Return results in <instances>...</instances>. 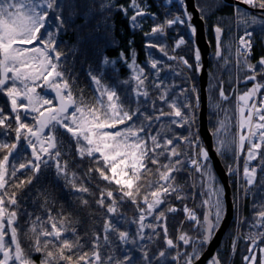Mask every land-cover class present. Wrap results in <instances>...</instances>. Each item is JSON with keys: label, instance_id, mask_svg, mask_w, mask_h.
Here are the masks:
<instances>
[{"label": "snow or ice", "instance_id": "1", "mask_svg": "<svg viewBox=\"0 0 264 264\" xmlns=\"http://www.w3.org/2000/svg\"><path fill=\"white\" fill-rule=\"evenodd\" d=\"M177 2L183 15L168 12L165 20L156 23L146 35L165 37L169 28L187 26L193 63H189L184 56L175 55L177 49L189 46V41L183 37H179L172 45V55L165 50L167 46L160 43H150L147 47L159 48L168 59L200 73L203 64L195 40L197 29L191 23L192 14L188 12L185 0ZM240 2L261 10L257 17L249 15L247 11L241 12L239 7L234 8L237 22L245 27L244 35L239 38L236 63L250 73L244 77L245 81L254 83L236 97L237 132L233 134L232 115L229 109L221 107V102L228 101L230 97L224 92L223 81H219V102L215 104L214 112L221 118H218L216 129L210 134L215 138L214 151L218 156L233 154L234 163L228 166L227 174L244 181L247 187H242V191L247 195L248 189L256 183L258 168L264 172V154L261 152L264 149V94L261 93L264 83L257 80L258 75H264V57L258 61L259 68L250 62L253 32L248 31L249 27L255 25L264 31V0ZM165 3L171 5L173 0H165ZM197 8L203 20L202 10L199 6ZM113 9L124 15H128L131 9L133 14L129 20L133 28L139 27L145 16H151L154 22L156 20L155 14L144 7L142 0H128L127 7L117 6L113 0H0V95L6 97L9 103L8 113L0 107V152L4 153L0 156V264H34L20 241L17 221L21 204L17 194L47 170L52 169L56 178L63 180L65 187L70 188L74 198L79 200L81 210L89 216L92 214L85 194H94L83 180L77 184L80 177L69 170V161L63 159L69 152L63 141L58 139V132L69 136L82 163L87 159L90 166L85 176L91 180V173L95 171L99 179L115 187V192L111 188L99 189L95 204L107 215L104 217L102 236L93 234L90 256L87 252L81 254L84 247L81 237L75 227H70L72 221L62 212L57 214V219L51 214V209H47L45 219L37 216L34 220L31 214L25 213L30 219L25 235L31 232L34 236L31 248L35 252L45 253L41 264H51L57 259L52 251H47L50 244L56 248L58 260L64 264H135L131 250L124 253L123 259L109 255L102 260L101 239L105 246H110V236H114L125 247L135 245L141 249L143 264H169V258L171 264H181V258L182 264H196L226 215L223 186L211 167L209 151L203 146L199 129L193 130L196 123L194 109L199 104V95L194 86L190 90L196 100L195 106L187 98L179 104L176 100L170 101L168 89H161L156 99L169 109L165 112L163 107H157L156 100L150 99L145 85L147 76L144 68L137 65L135 54L131 63H128L121 53L120 59L132 75L130 81L120 83H131L130 100L134 107L121 101L114 86L103 83L106 69L116 70L115 61L104 55L100 57L98 70L90 65L87 68V75L97 94L95 104L86 102L82 94L79 97L74 95L72 83L75 77L66 64L70 59L74 60L79 50L75 46L71 47L69 51L72 55L69 57L59 49L57 41L80 17L85 23L77 27L87 31L81 43L93 41L102 29L103 38L110 43L107 32L111 28ZM90 23L93 26L89 29ZM213 31L217 44L214 56L219 60L223 54V28L216 25ZM159 63L152 60L150 64L157 76L161 70L158 68ZM152 86L160 88L155 82ZM38 89L51 90L54 97L47 98ZM53 99L57 101L56 105H53ZM142 102L149 105L151 114L149 110H141ZM154 127L155 133L152 131ZM175 128H184L188 134H177ZM11 133H14V139L8 142L6 137ZM22 139L28 151L18 152ZM240 155L245 156L242 176ZM254 160H259V164L252 165ZM149 165L155 167L157 179L144 185L140 181L152 173ZM181 172L188 174L189 187L193 189L190 194L184 191L183 185L176 183V175ZM142 188H146L143 194ZM197 189L200 196L197 207L203 209L202 217L195 207L189 208L187 203H182L179 209L170 203V198L181 202L195 200ZM125 202H131L137 210L136 218L131 221L136 224L135 235L127 230L121 231L118 227L127 219L118 212L119 205ZM177 211L184 213L193 234L178 228L174 241L168 232L167 214ZM46 224L50 225V230L45 227ZM249 227L258 231H250L244 236L246 241L251 242L248 251L252 253L246 255L244 260L246 264H256L254 249L260 240H264V209L258 211ZM146 229L151 233L148 236L145 235ZM157 229L163 232L166 250L174 251L175 255H166V250H160L149 257L148 252L143 250L145 241L151 242L160 235ZM232 247L234 251L235 238ZM260 252L264 253V248H260ZM209 264H222L218 253L213 255ZM260 264H264V258Z\"/></svg>", "mask_w": 264, "mask_h": 264}, {"label": "trees", "instance_id": "2", "mask_svg": "<svg viewBox=\"0 0 264 264\" xmlns=\"http://www.w3.org/2000/svg\"><path fill=\"white\" fill-rule=\"evenodd\" d=\"M164 6L167 12H171L172 14H180L181 10L178 6V3L175 2L172 5H167L165 0H156ZM113 2L117 5H123L125 7L128 6V0H113ZM144 7L149 5L147 10L154 13L156 16V20L154 22L151 16H145L140 26L137 28H133L130 26L129 17L133 14L131 9H129L128 15H124L121 11L113 9L111 12V28L107 32L108 40H105L104 30L102 29L99 34L95 35V39L88 43H81L84 39V36L87 35V31L83 28H79L77 26L83 25L85 21L77 17L75 20V24L67 31V33L60 35L57 44L59 49L71 57V52L69 49L75 46L79 51L77 52L74 60L70 59L66 64V67L70 69L72 76L75 77V82L72 83L71 78H69V82L72 83V90L74 95L79 97L81 94L83 95L86 102L89 104H95L96 92L94 91V86L90 81L87 75V68L90 65L93 69L99 68L100 57L101 55L107 56L110 60L115 61V71H111V69H106V74L103 78V83L108 86H114L116 88L117 93L120 95L121 101H123L126 105H131L134 107L135 105L131 104L130 95H131V83L123 84L120 83L122 81H130L131 79V71L126 66V64L120 59L121 53L124 54V57L127 58L128 63H131L133 58V53L135 54V60L137 65L144 68L145 75L147 76V80L145 81V85L150 94V99L156 100L157 107H163L164 111L167 112L169 109L164 106L159 100H157V96L161 89H168V99L176 100L179 104L184 101L186 98L189 103L192 105H196V100L194 94L190 90L193 86L197 89L198 95L200 94V85H199V73H197L194 69L188 70L184 68L182 65H178L176 61L168 59L164 53H162L159 48H151L147 47L150 43H160L166 45V51L169 55H172V45L179 38L183 37L185 40L189 41V46H182L180 49H177L175 55L184 56L188 59L189 63H193V55L191 51V40L189 36L188 27L185 25H175L173 28H169L167 30L168 37H159V36H148L146 33H150L152 27L155 26L156 23H160L163 18L160 11L157 10L156 5L153 1L150 0H142ZM197 4L199 9L206 10L207 17L204 20L207 21V31H208V39L211 42L212 46V55H211V66L209 74L211 77V84L209 81L208 95H209V117H210V127L212 131H215L218 116L214 112V104L219 102L218 97V88L220 87L219 81H223V89L226 95L230 98L226 102H221L222 108L229 109V113L233 108L232 112V127L231 132L234 134L237 132V128L235 125V108H234V99L241 92V90L245 87L242 83L244 77L247 73H243L241 78H238L236 83L232 81V66L228 65L225 62V58L229 54V43L233 45L235 41V24L237 23V16L234 14L235 6L226 4L223 0H197ZM216 5H219L216 9ZM238 7V6H237ZM241 12L247 11L249 15L259 17L261 13H254L250 10H246L245 8L239 7ZM51 15V14H50ZM140 18H138L139 20ZM216 24L223 28V34L221 36V41H225V47L222 46V58L219 60L215 58L214 54L217 49L216 38L214 31L212 30V26ZM92 24H89V29L92 28ZM43 32V29L41 30ZM245 31L244 25L241 24L240 28L237 30L236 34H242ZM248 31H252V40H253V52L250 56V62L252 64L257 65L259 68L258 61L261 57H264V31H262L259 25L251 26L248 28ZM79 36V39H78ZM61 41L63 43H61ZM236 43V42H235ZM233 47V46H232ZM231 47V49H232ZM235 47V46H234ZM152 60L159 61L158 68L159 71L158 76L155 75V70L151 69L150 64ZM74 65V66H73ZM195 68V65H194ZM250 74V73H248ZM218 78V84L216 90H213L212 84H214L215 79ZM257 80L259 82H264V75H258ZM153 82L158 83L160 85L159 89L154 88ZM252 82L250 84L252 85ZM184 90V91H182ZM0 107H3L5 112H9V103L3 95H0ZM142 111L149 110V105L144 104L142 102ZM184 110V109H182ZM196 111V123L193 125V130L199 129V110H200V98L199 104L194 109ZM10 114V113H9ZM149 114L150 110H149ZM221 118V117H220ZM135 119V117H134ZM12 127H15V124H12ZM153 133H155L156 128L152 129ZM174 131L180 135H187V130L184 128H175ZM171 135V134H169ZM57 137L59 140L63 141L64 147L68 150L69 155L63 156V159L69 161V170L74 171L80 177V180H77V184L83 180L85 186L89 187L90 191L94 194L93 196H88L85 194V198L89 200L91 205V216L88 215L87 212L81 210L79 208V200H76L71 193L70 188H66L63 180H58L54 175L52 169L47 170L42 175H40L37 179L33 180L31 185H27L22 190L18 191L17 199L20 201L21 208L19 214L20 225H19V234L20 241L25 251L31 255L36 254L37 256V264H41L42 260L45 257L44 252H35L31 248V244L33 243L34 236L31 232H28L27 236L25 235L26 230L29 228L30 219L27 214H31V219L34 220L35 217L39 216L42 219H45L47 216V209H51V214L59 219L58 213H63L68 216V219L72 221L70 227H75L77 233L81 237V243L84 247L81 249V254L87 252L89 256L91 255L93 249L91 245V240L94 233L101 234L103 232L104 226V217L107 213L96 206L95 200L99 198V189L100 188H111L115 192V187L112 185H108L106 182L99 179L98 174L93 171L91 173V180L85 176V172L90 166L87 162V159L82 163L76 155L75 145L70 140L69 136L63 135L60 132L57 133ZM14 139V133H11L6 140L8 142H12ZM202 140V139H201ZM204 146V145H203ZM183 146H181V150ZM18 152L27 151L25 147V142L23 139L20 142V146L17 149ZM262 154H264V149L261 150ZM4 153L0 152V156H3ZM221 157V156H220ZM242 160V155L239 157ZM10 157V161H11ZM163 160V158H161ZM226 168H228V159H225L224 156L221 157ZM79 165V166H78ZM152 168V173L148 174L145 177H142L140 183L147 185L148 181H155L157 176L155 175V167L149 165ZM211 167L213 169V164L211 161ZM214 173L215 170L213 169ZM19 175V173H18ZM216 175V173H215ZM217 177V176H216ZM176 183L184 186V191L187 193H191L193 189L189 187L190 181L188 178V174L186 172H181L176 175ZM99 185V188L97 187ZM232 188L234 191V199L236 192V182L232 181ZM146 190V188L141 189V193ZM251 194L246 199V207L244 209V213L242 215V220L244 223L243 231L244 236L250 231H258L255 228H250L249 225L253 222L258 211L264 209V172L259 173L258 181L254 187L250 188ZM15 191V189H13ZM118 199V197H117ZM200 201V196L198 194L195 200L187 199L186 201H177L174 198H170V203L177 207L178 209L182 207V203H187L189 208H196L198 215L203 216V209L197 207ZM163 207V205L161 206ZM118 212L127 217L126 221L118 225L121 231H129L131 235H135L136 224L131 223L137 216V210L135 206L131 202H125L118 207ZM71 213V215H68ZM167 226L170 237L175 241L177 236V229L179 228L181 231H187L190 235L193 234L192 227L189 222L185 220L184 213L182 211H177L174 214H167ZM181 222H183L181 226ZM236 222V221H235ZM234 222L233 228L229 230L227 236L222 244V247L218 250L219 259L222 261V264H227L229 259L231 258V253L233 252V241L234 238L236 240L237 232L236 223ZM59 226V225H58ZM46 228L50 230V225L46 224ZM160 232L158 237H155L151 242L145 241L143 250L148 252L149 257L153 256L160 250H166L164 244V235L160 229H157ZM150 230H145V235H150ZM244 236L241 238L239 242V246L236 250V257L233 261L229 262V264H246L244 257L249 251V247L251 244H245L246 241ZM111 245L105 246L103 243V239H101V247H100V255L102 260L107 256L111 255L118 259H123L124 253L126 251L131 250V256L133 260H135V264H143V261L140 259L141 249L136 248L135 245H128L127 247L120 244L119 241L116 240L114 236H110ZM248 242V241H246ZM244 243V246L242 247ZM41 244H43V239L41 240ZM264 247V240H260L258 245ZM206 247L203 249L205 251ZM47 251H52L53 255L57 257L56 260L52 261L51 264H64V262L58 260V252L56 248L51 244L48 246ZM190 251V248H189ZM202 252V253H203ZM171 253V255H175V252L168 249L166 250V255ZM68 254L67 252L65 253ZM76 257H73L75 260ZM183 262V258H181V264ZM154 264H158V262H154ZM169 264H171V259L169 258Z\"/></svg>", "mask_w": 264, "mask_h": 264}, {"label": "water", "instance_id": "3", "mask_svg": "<svg viewBox=\"0 0 264 264\" xmlns=\"http://www.w3.org/2000/svg\"><path fill=\"white\" fill-rule=\"evenodd\" d=\"M226 4L233 5L235 7L239 6L250 10L254 13H261V10H256L250 6L244 5L240 0H223ZM188 12L192 14V24L196 27V43L198 44L202 57L203 71L199 74V85H200V111H199V132L200 137L203 139L204 147L208 149L209 155L213 164V169L215 170L219 181H221L225 195L224 200L226 202V215L221 222L220 227L216 231L215 236L211 242L207 245L205 251L202 253L201 258L196 262V264H208L213 258L215 253L222 247V244L227 236V233L233 226V222L236 219V202H234V191L232 188V176L227 174V168L220 156L214 151L215 148V138L210 134L212 129L210 127V117H209V80H210V66H211V55L212 46L208 39L207 31V21L201 19V12L198 11L197 0H185ZM50 91V94L54 97V93ZM57 104V101L54 99Z\"/></svg>", "mask_w": 264, "mask_h": 264}, {"label": "rangeland", "instance_id": "4", "mask_svg": "<svg viewBox=\"0 0 264 264\" xmlns=\"http://www.w3.org/2000/svg\"><path fill=\"white\" fill-rule=\"evenodd\" d=\"M175 2H177V0H173V3H175ZM172 3V4H173ZM177 3H179V2H177ZM171 4V5H172ZM180 4V3H179ZM219 5H216V7H215V9L218 7ZM203 16H204V18H206L207 17V13H206V10L204 9L203 10ZM214 26H216V24H214L213 26H212V30L214 29ZM240 26H241V24H239L238 22L235 24V28H234V30H235V36H234V38H236V33H237V30L240 28ZM236 40L234 41V43H233V45H231V43H229V47H230V51H229V54H228V56L225 58V62H227V64L228 65H230V66H232V73H233V76H232V81H233V83H236V81H238V78L240 79L241 78V75L243 74V73H247L244 69H243V66L242 65H240V66H238L237 65V63H236ZM221 44H222V46L223 47H225V45H226V42L225 41H221ZM221 46V47H222ZM233 46V47H232ZM235 46V47H234ZM231 47H232V49H231ZM248 74V73H247ZM211 77H212V75L210 76V84H211ZM218 78L219 77H217L216 79H215V83L214 84H212V86H213V90H216V88H217V85H219L218 84ZM250 82L251 81H245V79L242 81V83L245 85V87L241 90V92L240 93H238V95L239 94H243L247 89H249V88H251L252 87V85H253V83L254 82H252V85L250 84ZM262 83H264V82H262ZM237 84V83H236ZM38 91H40L42 94H44V95H46V97L47 98H53V96L50 94V91H48L47 89H38ZM198 92V91H197ZM261 93L262 94H264V89H262L261 90ZM237 97V96H236ZM235 101H236V98L234 99V108H235ZM217 103V102H216ZM215 103V104H216ZM215 104H214V106H215ZM53 105H55V102H54V99H53ZM232 112H233V108L231 109V112L229 113L230 115L232 114ZM220 118V117H219ZM199 135H200V132H199ZM247 147H248V145H247V143L245 144V151H247ZM28 151V150H27ZM241 156V155H240ZM224 157H225V159H228L229 161H228V163L230 162V164H228V165H233V163H234V161H233V154L232 153H227V154H225L224 155ZM244 161H245V156L244 155H242V160L239 158V166H240V170H241V172H243V165H244ZM257 164H259V160H254V161H252V165H257ZM216 173V172H215ZM259 173H260V169L258 168V170H257V180H256V183H257V181H258V177H259ZM216 176H217V174H216ZM241 176H242V174H241ZM217 180H218V182L222 185V183H221V181H219V178H218V176H217ZM231 180L232 181H235L236 182V186L238 187V185H239V181H238V178L236 177V176H232V178H231ZM256 183L252 186V187H254L255 185H256ZM223 186V185H222ZM224 189V188H223ZM237 191V190H236ZM238 192V191H237ZM237 192H235V196H236V194H237ZM224 195H225V191H224ZM224 195H223V200H224ZM224 203H225V207H226V202H225V200H224ZM20 210V209H19ZM20 211H18V213H19ZM235 221H236V219H235ZM234 221V222H235ZM233 222V223H234ZM17 223H18V225H20V218H19V214H18V221H17ZM236 223V229H235V232H237V226H238V223H237V221L235 222ZM233 228V227H232ZM231 228V229H232ZM239 233V232H238ZM241 235H244V234H241ZM239 241V239L237 238V240H236V242H238ZM245 244L247 243V244H251V242L250 241H248V242H244ZM244 243H243V245H242V247L244 246ZM207 247V246H206ZM260 248H264V247H261L260 246V244L259 245H257V247L254 249V253H255V255H256V264H260V262H261V259L262 258H264V253H261L260 252ZM236 250H234L232 253H231V258L229 259V261L227 262V264H229V262H231V261H233L234 260V258L236 257ZM246 255H248V256H250V255H252V253H247V254H245V256ZM30 257H31V260L34 262V264H37V256H36V254H31L30 255ZM209 264V263H208Z\"/></svg>", "mask_w": 264, "mask_h": 264}, {"label": "built area", "instance_id": "5", "mask_svg": "<svg viewBox=\"0 0 264 264\" xmlns=\"http://www.w3.org/2000/svg\"><path fill=\"white\" fill-rule=\"evenodd\" d=\"M150 1H153L154 4H155L156 7H157V10L161 12V14H162V18H163V20H162L161 22H163V21L165 20V17H166V11H165L163 8H161V6H160V4L158 3V1H156V0H150ZM145 7L148 8L149 5H146ZM255 9H256V8H255ZM256 10L259 11V9H256ZM242 36H243V35H242ZM166 37H168V32H167ZM238 47H239V43H238ZM251 53H252V50H251ZM243 166H244V165H243ZM242 169H243V168H242ZM241 174H242V172H241ZM242 187L246 188L247 185H245V184H244V181H243L242 179H240V180H239V185H238V187L236 188V190H237L238 192L236 191L237 194H236V196H235V202H236V221H237V223H238V226H237V233H236V234H237V236H236V240H237V237H238L239 241L236 242V240H235V249H234V250H237V248H238V246H239L238 244H239L241 238L244 236V235H241V234H244V231H243L244 223H243V220H242V215H243V213H244L243 211H244V209H245V207H246V202H247L246 199H247L248 196L251 194V190L248 189V193H247V195H245L244 192L242 191ZM238 232H239V233H238Z\"/></svg>", "mask_w": 264, "mask_h": 264}, {"label": "clouds", "instance_id": "6", "mask_svg": "<svg viewBox=\"0 0 264 264\" xmlns=\"http://www.w3.org/2000/svg\"><path fill=\"white\" fill-rule=\"evenodd\" d=\"M162 8V7H161ZM241 36H237L236 35V38H235V40H236V43L238 44L239 43V38H240ZM252 48H253V42H252ZM252 52H253V50H252ZM251 55H252V53H251ZM250 55V56H251ZM210 81V80H209ZM199 98H200V96H199ZM55 105H56V103H55ZM199 117V116H198Z\"/></svg>", "mask_w": 264, "mask_h": 264}]
</instances>
